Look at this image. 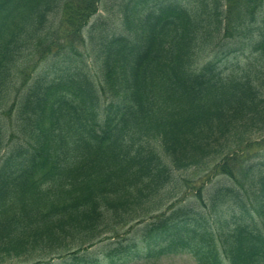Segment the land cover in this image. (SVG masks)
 <instances>
[{
    "label": "trees",
    "instance_id": "16d2710c",
    "mask_svg": "<svg viewBox=\"0 0 264 264\" xmlns=\"http://www.w3.org/2000/svg\"><path fill=\"white\" fill-rule=\"evenodd\" d=\"M258 136L264 0H0V264H264Z\"/></svg>",
    "mask_w": 264,
    "mask_h": 264
},
{
    "label": "rangeland",
    "instance_id": "374dc122",
    "mask_svg": "<svg viewBox=\"0 0 264 264\" xmlns=\"http://www.w3.org/2000/svg\"><path fill=\"white\" fill-rule=\"evenodd\" d=\"M103 8H104V3H100V10L99 12L102 13L103 11ZM94 19V18H93ZM88 28L85 29V34L87 35V30ZM83 55H84V58L85 59H89V61L91 60V54H90V51H89V48H83ZM212 54H214L213 52H208V53H205L203 59H202V62H204L205 60H207ZM45 62H40L38 63L37 65L38 68L37 70L44 64ZM245 152L248 154V155H252L253 157L255 158H258V157H263L264 156V136H258V137H255V141H253L252 143L249 144V146L245 147L244 148ZM257 156V157H256ZM206 171H198L196 172L197 175H194L192 172L190 171H186V172H179V173H176L178 174V177L181 178V177H188L190 179H193L194 181H191V182H188L185 183V181H182L181 182V185L180 187L183 189H185L186 187V191H185V196L182 197V202L185 201V199H191V198H194L195 196H197V185H198V182L199 180L201 179V177H204V175L206 173H210V170L211 169H205ZM200 174V177L198 178H195L197 177L198 175ZM216 176V175H215ZM214 175L211 176V178L213 179L215 177ZM217 177H220V176H217ZM216 177V178H217ZM216 178L213 179V181L216 180ZM197 179V180H196ZM208 184V182L206 183ZM148 218H146L145 221H147ZM124 232V231H123ZM124 234V233H123ZM107 241H110V238L109 236L108 237H102L99 241H97V243L91 247L89 250H97L103 245V244H106ZM57 262H60L61 260L60 259H57L56 260ZM7 264H29L28 262H25V261H19L17 259H14L12 261H8ZM125 264H198L196 259L188 254V253H180V254H168V255H163V256H160V257H152V258H139V257H136L135 259L131 260V261H128L127 263Z\"/></svg>",
    "mask_w": 264,
    "mask_h": 264
}]
</instances>
